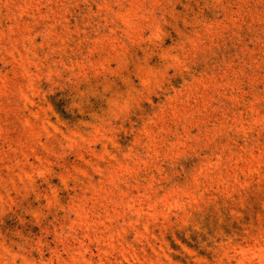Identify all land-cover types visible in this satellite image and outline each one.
<instances>
[{
  "label": "rangeland",
  "instance_id": "1",
  "mask_svg": "<svg viewBox=\"0 0 264 264\" xmlns=\"http://www.w3.org/2000/svg\"><path fill=\"white\" fill-rule=\"evenodd\" d=\"M0 264H264V0H0Z\"/></svg>",
  "mask_w": 264,
  "mask_h": 264
}]
</instances>
